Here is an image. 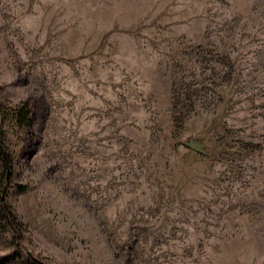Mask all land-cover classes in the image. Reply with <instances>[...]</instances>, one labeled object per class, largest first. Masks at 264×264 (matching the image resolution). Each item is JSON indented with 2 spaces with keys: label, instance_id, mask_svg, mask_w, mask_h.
<instances>
[{
  "label": "rangeland",
  "instance_id": "obj_1",
  "mask_svg": "<svg viewBox=\"0 0 264 264\" xmlns=\"http://www.w3.org/2000/svg\"><path fill=\"white\" fill-rule=\"evenodd\" d=\"M0 128V264H264V0H0Z\"/></svg>",
  "mask_w": 264,
  "mask_h": 264
},
{
  "label": "trees",
  "instance_id": "obj_2",
  "mask_svg": "<svg viewBox=\"0 0 264 264\" xmlns=\"http://www.w3.org/2000/svg\"><path fill=\"white\" fill-rule=\"evenodd\" d=\"M20 116L27 118L29 114V108L27 104H24L22 108L18 111ZM0 161L2 162L5 179L8 180L11 177L9 172V167L11 164V158L5 150L4 135L0 128ZM0 238H3V232L8 231L9 243L12 246V249L7 253L0 256V262H5L8 259L22 258L21 253L23 252V246L21 243V231L22 224L17 220V217L10 210V208L3 203V198H0ZM22 264H50L43 262L34 258L32 255L27 254L24 256V261Z\"/></svg>",
  "mask_w": 264,
  "mask_h": 264
}]
</instances>
